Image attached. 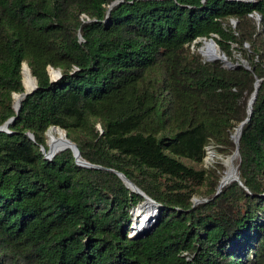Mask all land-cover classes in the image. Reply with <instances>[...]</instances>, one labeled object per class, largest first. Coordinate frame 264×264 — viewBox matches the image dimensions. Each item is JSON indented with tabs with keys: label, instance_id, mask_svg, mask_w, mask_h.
Wrapping results in <instances>:
<instances>
[{
	"label": "trees",
	"instance_id": "16d2710c",
	"mask_svg": "<svg viewBox=\"0 0 264 264\" xmlns=\"http://www.w3.org/2000/svg\"><path fill=\"white\" fill-rule=\"evenodd\" d=\"M210 38L236 66L203 60ZM23 64L37 88L16 113ZM11 117L0 264H264V0H0V125ZM245 119L246 189L215 196L224 167H204L205 148L228 158ZM53 126L101 169L69 149L46 159ZM114 171L159 204L149 232Z\"/></svg>",
	"mask_w": 264,
	"mask_h": 264
},
{
	"label": "water",
	"instance_id": "95a60500",
	"mask_svg": "<svg viewBox=\"0 0 264 264\" xmlns=\"http://www.w3.org/2000/svg\"><path fill=\"white\" fill-rule=\"evenodd\" d=\"M235 1H250V0H235ZM120 1H116V2H113L110 6H109V9L112 8V6H114L115 4L119 3ZM81 37L79 36V39ZM203 43H207L209 44V46L211 47L212 51L215 52L217 50V55L213 56L212 58L208 59V58H205V61H215V60H219L223 63V67L224 68H227V69H230V68H233L234 66L237 65L236 64H232L225 56L224 54H222L218 48V46L216 45V43L214 42V40L212 38L208 39V40H205L203 39ZM198 52L200 53L201 56H203L202 54V51H201V48L198 50ZM242 64L244 65V67L246 69H249V67L247 66V64L245 63V61H242ZM24 66L25 64L22 65V75H23V71H24ZM27 69L29 70V68L27 67ZM51 71H48V74L50 76V80L52 82H55L56 80H58L60 77H61V74H60V71L59 70H55L53 68H50ZM32 79L34 80V86L31 88V89H25L24 86H23V83H22V86H23V89L24 91L20 94H13V98L15 99L16 96L19 97V101L17 102L16 104V100H15V103H14V110L15 112L17 113L19 111V108H20V100L30 94H32L36 88H37V81H36V78L31 76ZM260 80H256L255 81V84H254V91L251 95V98L248 100V103H247V111L248 113H250L251 111V105L255 99V96H256V92H257V88H258V83H259ZM15 120V117H11L9 118L7 121H5L3 124L0 125V132H9L8 131V126L10 124L13 123V121ZM248 119H245L243 122H241L238 127L236 128L234 134L232 135V140H233V143L235 145V150L234 152L229 156V158H231L233 155H236L238 154V138H239V135H240V131H241V128L243 126V124L247 121ZM52 129L53 128H58L59 130L63 131L62 129H60L59 127H51ZM65 137H66V134L64 133ZM28 138L30 140H33V137H32V134H27ZM65 149H69L72 153H73V156L75 158V162L77 165H79L80 167H86V168H94V169H101L100 166H96V165H93V164H90L89 162H86L84 160H82L80 158V153H79V150L77 148V146L72 142L70 141L67 137H66V140H65V145L62 146L60 149H58L55 153H51V154H47L46 151L44 150V148H41V152L44 154L45 158L46 159H51L55 154H57L58 152L60 151H63ZM234 173L236 172L237 173V170L236 168H234ZM114 173L132 190V192H135L137 194H139L140 196L143 197L144 202H149L154 208L155 210L157 211L158 208L160 207L158 203H156L155 201H153L152 199H150L149 197H147L143 192H141L132 182H130L122 173H119L117 171H114ZM221 181H222V177L218 183V186H217V190H216V193H215V196L218 195L221 191V189L227 185L228 183L232 182V181H236L240 186L243 187L242 183L240 182L239 180V177H238V174L237 176L235 177H230L229 179V182L226 183V184H221ZM245 188V187H243ZM246 189V188H245ZM207 200H199V199H196V198H193V205H196L198 204L199 202H205ZM141 203V204H142ZM140 204V205H141ZM140 205H138L137 207H139ZM136 207V208H137ZM155 223V215H153L151 217V219L148 221V227L146 228V230L143 232V233H147L151 230L152 226L154 225ZM142 223H139L138 226H141ZM139 235V234H138ZM131 236V235H130Z\"/></svg>",
	"mask_w": 264,
	"mask_h": 264
},
{
	"label": "bare ground",
	"instance_id": "6f19581e",
	"mask_svg": "<svg viewBox=\"0 0 264 264\" xmlns=\"http://www.w3.org/2000/svg\"><path fill=\"white\" fill-rule=\"evenodd\" d=\"M201 51L204 58H212L217 55V50L215 52L212 51L211 47L207 43H202ZM22 83L25 89H31L34 86V80L31 77L30 71L27 69V66H24V71L22 75ZM16 104L19 101V97H15ZM47 145L48 149L46 151L47 154L55 153L58 149L65 145L66 137L63 131L58 128H51L47 131ZM216 158L215 152L211 148H206V153L204 156L205 162H212ZM237 158V154L233 155L231 158H221L223 164L226 166V171L222 176L221 184H226L229 182L230 177L237 176V173L233 172L234 168V160ZM136 215H140L141 220L139 222L142 223L141 226H136V234H140L148 227V221L151 219L153 215L156 214L155 208L149 203L144 202L143 205L135 212ZM142 230V231H141Z\"/></svg>",
	"mask_w": 264,
	"mask_h": 264
},
{
	"label": "rangeland",
	"instance_id": "374dc122",
	"mask_svg": "<svg viewBox=\"0 0 264 264\" xmlns=\"http://www.w3.org/2000/svg\"><path fill=\"white\" fill-rule=\"evenodd\" d=\"M233 23H235L234 21H233ZM200 43H199V46L197 47V51L202 47V43H203V40H200L199 41ZM192 48V47H191ZM237 57V56H236ZM202 58H203V60H205V58L202 56ZM239 59V58H238ZM239 61V60H238ZM56 70V69H55ZM48 71H51L50 70V68L48 69ZM98 128H99V126H98ZM49 129H51V128H49ZM48 129V130H49ZM47 130V131H48ZM63 133H65L64 131H63ZM45 141H46V145H47V141H48V138H47V132H46V134H45ZM47 147H48V145H47ZM206 148H211L214 152H215V150H214V148L212 147V146H208V147H206ZM206 148H205V153H206ZM215 154H216V158L212 161V162H205L204 161V159H203V166L204 167H212L213 165H215L216 163H220L223 167H224V171H223V175H224V173H225V171H226V166L223 164V162H222V160H221V158H226V157H222L221 155H218L216 152H215ZM237 159H235L234 160V166H235V161H236ZM236 167V166H235ZM222 175V176H223ZM221 179V178H220ZM220 181V180H219ZM196 198V197H195ZM196 199H199V200H201L200 198H196ZM204 200V199H203ZM199 203H201V202H199ZM143 204H141L139 207H137V208H135L134 209V211H133V214H134V219H135V224L136 225H138L139 223H141V222H139L140 220H141V216L138 214V215H136V211L142 206Z\"/></svg>",
	"mask_w": 264,
	"mask_h": 264
}]
</instances>
